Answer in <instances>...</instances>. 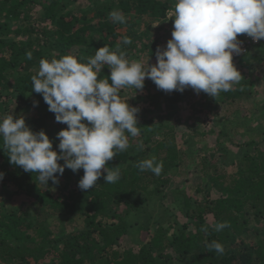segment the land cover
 Returning a JSON list of instances; mask_svg holds the SVG:
<instances>
[{
	"label": "trees",
	"instance_id": "trees-1",
	"mask_svg": "<svg viewBox=\"0 0 264 264\" xmlns=\"http://www.w3.org/2000/svg\"><path fill=\"white\" fill-rule=\"evenodd\" d=\"M79 1L0 0V119L9 97L16 96L22 109L18 107L14 116H23L34 132L43 130L57 152V134L67 125L58 123L42 94L32 91L31 76L38 71L39 61L67 54L86 60L108 45L112 50L119 46L128 59L142 60L147 67L157 63L155 54L161 47L160 38L152 37L153 31L161 32L170 25L173 29L174 23L168 19L174 0H84L82 9ZM75 7L80 10L74 11ZM113 10L122 12L126 22H113L109 18ZM154 24L158 29L152 30ZM123 37H130L132 43L123 45ZM28 51L32 53L31 60L26 58ZM251 60H264V46L239 64L251 67ZM101 75L100 78L110 75V69H103ZM144 83L143 90L137 93L129 88L136 93L133 100L127 97L138 113L151 110L160 114L164 107L173 114L193 91L187 88L183 93L166 92L148 78ZM254 87L250 78L242 77L230 91L216 98L210 96L201 103L200 110L208 111L205 120L216 119L213 106L250 102L255 96ZM250 104L261 106L259 119L264 120V102ZM137 120L140 135H129L127 150L107 162L110 168H120L121 178L106 184L102 175L97 185L88 190L78 187L83 169H65L62 176L57 173L59 182L49 180L45 188L36 174L9 162L0 139V172L5 174L1 186L14 187L15 195L24 202L23 207L10 209L0 205V264H264V127L253 125L247 118L242 128L251 140L243 144L234 143L222 119L216 120L210 132H203L201 127L191 132L194 141L215 133L216 152L228 157L229 163L224 166H236V172L219 175L216 164L210 163L215 154L210 161H201L205 189L198 192L204 194L203 199L198 201L180 193L177 206L184 219L177 220L163 205L160 217L153 218L149 208L155 209L154 197L162 195L168 186L165 175L183 161L177 133L165 123L160 124L158 117L137 115ZM164 129H168L166 133H162ZM185 134L183 144L189 142ZM223 143L237 147V155ZM151 156L163 162L160 175L136 167V162ZM34 211L77 217L83 228L56 236ZM218 222H227L229 227L217 232L214 225ZM204 227L207 232L202 231ZM133 233L139 235L135 242L128 240ZM214 240L223 245V254L209 251L208 244Z\"/></svg>",
	"mask_w": 264,
	"mask_h": 264
},
{
	"label": "clouds",
	"instance_id": "clouds-1",
	"mask_svg": "<svg viewBox=\"0 0 264 264\" xmlns=\"http://www.w3.org/2000/svg\"><path fill=\"white\" fill-rule=\"evenodd\" d=\"M170 15L172 38L166 47L157 48L154 65L145 67L142 60L128 59L119 46L112 50L108 45L86 60L73 54L41 59L31 76L32 91L42 94L58 123L67 125L56 137L60 151H54L49 136L43 130L34 132L23 116L7 114L0 119V139L9 162L36 174L45 188L49 180L57 184V173L62 176L65 169L84 170L78 182L81 190L96 186L102 175L106 184L115 183L121 178L120 168L106 167L107 162L127 150L129 135H140L139 109L121 97L122 89L134 88L137 93L148 78L166 92L191 88L216 98L242 78L233 63V55L243 51L238 36L247 34L254 42L264 39V0H175ZM109 18L126 22L119 10L111 11ZM122 42L130 45L132 40L123 37ZM26 58L32 59L31 51ZM105 68L110 75L100 78ZM136 167L160 175L163 162L151 156L136 162ZM4 176L0 172V181ZM226 227L227 222L214 225L217 232ZM202 231L207 232V227ZM208 248L224 252L215 240Z\"/></svg>",
	"mask_w": 264,
	"mask_h": 264
},
{
	"label": "rangeland",
	"instance_id": "rangeland-1",
	"mask_svg": "<svg viewBox=\"0 0 264 264\" xmlns=\"http://www.w3.org/2000/svg\"><path fill=\"white\" fill-rule=\"evenodd\" d=\"M85 3L86 2L84 0L79 1V8L82 9ZM79 8L75 7L74 11H76L77 9L80 10ZM151 27H153L152 30L158 29V25L156 24ZM169 27V29H163L161 32L159 31L157 33L153 31L152 33V37L160 38L161 47H166L168 40L172 38L171 33L173 29L171 28V25ZM121 30L123 31V29ZM248 63L252 66L241 67L239 63L235 64V66L241 73L242 77H245L247 79L250 78L251 81L255 83V87L252 89L255 96L254 98H252V100H250V102H252L253 104L257 103L258 105L260 104V102H264V60L259 62L251 60ZM122 90H124V92L120 93L121 97H124L126 99H129L127 97H130V100H133L135 98L134 96L136 93L130 91L129 88H125ZM13 97L14 96L9 97L7 101L4 116L7 114H18V111L16 110L19 107V104L16 101V96L14 98ZM209 97L210 95L204 93L203 91L197 94L193 90L188 100L184 101L176 111L172 112L173 114H171L170 110H164V107L162 108L160 113L162 115L157 114L155 111L151 112V110H149V112L137 114L138 116H146V118L158 117L159 119H161L160 124L165 123L168 128H173L177 133V137L179 139L178 144L180 146V150L182 149L184 152V154L182 155L183 161L181 162V165L174 172H169L167 175H165V178H168L169 183L168 186L163 189L164 192L162 195L156 194V196L154 197L156 200V202H154L155 209L153 208V206L149 207L150 210H152V212L154 213L152 214L153 218H155V216L160 217V207L161 205H163L164 208H168L170 213L177 217V220H183L184 217L182 213H180V210L177 206V201L181 198L180 193L185 192L187 195H190L198 201H202V197L204 196V194L198 192L199 189H205L204 174L202 171L203 162L201 161H210L212 155L215 154L216 157L214 156L215 158L212 159L210 163L213 165L216 164L217 172L219 173V175L225 173L226 176H228L236 172V166H224L225 163H229L228 157L227 159L221 157L218 155V152H216L217 138L215 133L209 134L208 136L204 137L205 139H196L194 141L192 140L191 132L199 129V127L202 128L203 132H210L212 131L216 120L222 119L227 124V131L231 133L230 137H232L234 143L243 144L244 142L247 143L251 140V135L248 134L247 131H245V128H242L247 118L251 120V123L253 125L259 126L260 124L262 127H264V120L259 119V116L261 115L260 112L262 111L261 106L252 105L249 101H246V103L243 101H237L233 102V104H229V102H226L221 104L220 107L213 106V113H215L216 115L214 116V118L216 119H214L213 122H207L205 119L206 115H208V111L200 109L202 106L201 103H204V101L207 102ZM3 101H5V99ZM19 109L22 108L19 107ZM167 130L168 129H164L162 133H166ZM184 133H186L185 139H189V142H185L183 144L182 136ZM222 141L224 142V140ZM223 144V146L227 147L230 151H233V154L237 155L239 151L237 147H231V144ZM233 154L231 153L234 158ZM106 167H108V164L106 165ZM15 194L16 189L14 187H8L4 189L1 186L0 182V205H3L7 209L20 206L23 207L24 202L22 198L16 196ZM161 196H164V198H160ZM34 212L35 214H37L36 216L38 217V219H40V221L45 220L47 222L46 224L48 228L56 236L61 233L80 231V229L83 228L82 221H80V219L77 217H72L70 215L64 217L63 215L57 216L50 213L45 214V212ZM149 213L151 214V211ZM134 231H136V228ZM138 237L139 235L137 236L136 233H133V236L131 238H128V240L131 241L132 239V241L135 242L137 241ZM135 247L137 248V245ZM137 250L138 248L136 249V251Z\"/></svg>",
	"mask_w": 264,
	"mask_h": 264
},
{
	"label": "built area",
	"instance_id": "built-area-1",
	"mask_svg": "<svg viewBox=\"0 0 264 264\" xmlns=\"http://www.w3.org/2000/svg\"><path fill=\"white\" fill-rule=\"evenodd\" d=\"M175 2V0H174ZM172 12V11H171ZM170 12V13H171ZM169 18L174 20V18L169 14ZM238 40L241 41V48L242 52L240 54L233 55V63L238 64L244 58L249 56L252 52H254L258 47L264 46V39L260 40L259 42H254L252 38L248 37L247 34H241L238 36Z\"/></svg>",
	"mask_w": 264,
	"mask_h": 264
}]
</instances>
